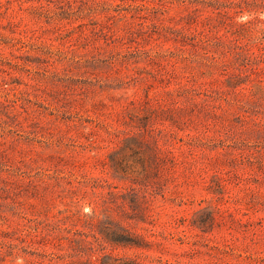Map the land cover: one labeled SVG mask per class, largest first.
Listing matches in <instances>:
<instances>
[{
    "label": "rangeland",
    "instance_id": "374dc122",
    "mask_svg": "<svg viewBox=\"0 0 264 264\" xmlns=\"http://www.w3.org/2000/svg\"><path fill=\"white\" fill-rule=\"evenodd\" d=\"M0 253L264 264V0H0Z\"/></svg>",
    "mask_w": 264,
    "mask_h": 264
},
{
    "label": "trees",
    "instance_id": "16d2710c",
    "mask_svg": "<svg viewBox=\"0 0 264 264\" xmlns=\"http://www.w3.org/2000/svg\"><path fill=\"white\" fill-rule=\"evenodd\" d=\"M135 140L133 138H125L121 140L118 148L114 149L113 152L110 154V166L116 173L124 172L126 173V170L122 167L121 160H125L127 158V150L130 149L131 151H134L131 149L128 145V141ZM92 227L97 228V233L100 234L103 240L108 241L110 243H113L118 246H126V245H132V238L130 236V232L122 227L118 223H112L109 222L107 224L104 222H98V223H90ZM94 237L99 240V237L94 234ZM2 253H0L1 255Z\"/></svg>",
    "mask_w": 264,
    "mask_h": 264
},
{
    "label": "clouds",
    "instance_id": "9594fccd",
    "mask_svg": "<svg viewBox=\"0 0 264 264\" xmlns=\"http://www.w3.org/2000/svg\"><path fill=\"white\" fill-rule=\"evenodd\" d=\"M247 18H248V14H244L243 16L238 17L237 19H238V21H243V20H246ZM83 212L85 214H90L91 209L87 205H85L83 208Z\"/></svg>",
    "mask_w": 264,
    "mask_h": 264
}]
</instances>
